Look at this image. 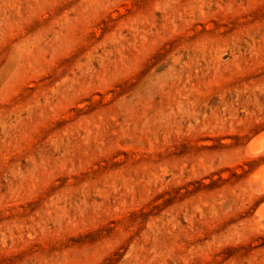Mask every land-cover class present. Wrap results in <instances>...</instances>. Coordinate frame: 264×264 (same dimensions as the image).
Listing matches in <instances>:
<instances>
[{
    "label": "rangeland",
    "instance_id": "rangeland-1",
    "mask_svg": "<svg viewBox=\"0 0 264 264\" xmlns=\"http://www.w3.org/2000/svg\"><path fill=\"white\" fill-rule=\"evenodd\" d=\"M260 133L264 0H0V264H264Z\"/></svg>",
    "mask_w": 264,
    "mask_h": 264
},
{
    "label": "bare ground",
    "instance_id": "bare-ground-1",
    "mask_svg": "<svg viewBox=\"0 0 264 264\" xmlns=\"http://www.w3.org/2000/svg\"><path fill=\"white\" fill-rule=\"evenodd\" d=\"M261 134L262 133L257 134L258 136L256 135L257 136V137L255 136L256 138H253V140L251 139L252 141H249L251 143H249L247 145L248 147H247V152H246L248 155L255 156V155H258V154L264 152V133H263V135H261ZM261 166H263V165H261ZM255 177L261 178L262 180H264V166L257 170V172L255 173Z\"/></svg>",
    "mask_w": 264,
    "mask_h": 264
}]
</instances>
